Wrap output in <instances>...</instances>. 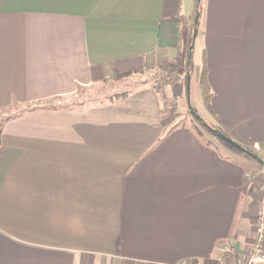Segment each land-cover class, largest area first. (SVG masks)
<instances>
[{"label": "crops", "instance_id": "obj_1", "mask_svg": "<svg viewBox=\"0 0 264 264\" xmlns=\"http://www.w3.org/2000/svg\"><path fill=\"white\" fill-rule=\"evenodd\" d=\"M190 43L216 119L264 159V0H0V110L25 104L0 121V264H220L229 243L248 251L262 164L172 126L185 65L118 99L42 103L184 64Z\"/></svg>", "mask_w": 264, "mask_h": 264}, {"label": "rangeland", "instance_id": "obj_2", "mask_svg": "<svg viewBox=\"0 0 264 264\" xmlns=\"http://www.w3.org/2000/svg\"><path fill=\"white\" fill-rule=\"evenodd\" d=\"M190 45L188 46V56L185 59V63H188V60L190 59ZM180 64L175 63L176 66L173 65L169 67H165L163 69H155V70H146L138 74L125 76V77H119L114 79H107L105 82L95 83L93 85H87V86H80L78 91L70 96L65 97H57L48 99L45 101H42L43 104H55V103H62L64 105L69 104H79L80 102H93V101H103L105 100L109 95L114 96L113 98H119L120 96L126 95L131 91H134L138 86L146 83L151 82L154 87L161 86L162 81H164V77L169 76V81H172L176 78H178L177 74H181V70L183 69V65H185L188 68V64ZM193 73H192V80H191V87H190V99L188 97L179 103H173L169 106L173 109L172 112L178 118L174 120V123L172 124L173 127L176 126H187L191 127L192 129H198L202 134H206V137L217 139L218 136L215 134L214 130L215 128L221 130L226 136H229V131L225 129L216 119L217 113L214 111L211 101L210 106H208V103L203 98V91L198 85V79L200 76V71L203 67V52L202 49L197 45L193 50ZM185 75L187 74L186 68L183 70ZM186 77V78H185ZM184 83L187 81V76L182 77ZM112 98V99H113ZM190 101V104L192 106V109L195 110L200 116L203 117V120H198L192 113L191 109L188 106V102ZM25 104H18L15 106H12L5 110H0V121L2 118L10 113L11 111L20 110L24 108ZM178 110V111H177ZM177 111V112H176ZM202 121V122H200ZM203 121H206L207 124H204ZM210 125V126H209ZM213 127V128H212ZM203 134V135H204ZM235 142L241 144L246 149L253 153H257V151L260 150V148H257V146H249L244 145L238 141L235 140ZM225 143V142H224ZM229 143V142H228ZM230 148L233 149L232 144H226ZM236 147H234L235 149ZM238 148H236L237 150ZM239 150V149H238ZM245 152V151H244ZM262 158V157H261ZM262 174L260 178L259 188H258V194H259V200L264 196V165H262ZM260 203V202H259Z\"/></svg>", "mask_w": 264, "mask_h": 264}, {"label": "built area", "instance_id": "obj_3", "mask_svg": "<svg viewBox=\"0 0 264 264\" xmlns=\"http://www.w3.org/2000/svg\"><path fill=\"white\" fill-rule=\"evenodd\" d=\"M218 260L220 264H264V196L260 199L254 239L248 251L241 253L235 243H229L222 247V254ZM167 264L194 263L190 259H180Z\"/></svg>", "mask_w": 264, "mask_h": 264}, {"label": "trees", "instance_id": "obj_4", "mask_svg": "<svg viewBox=\"0 0 264 264\" xmlns=\"http://www.w3.org/2000/svg\"><path fill=\"white\" fill-rule=\"evenodd\" d=\"M192 40H193V38H192ZM187 64H188V68L186 67V72L192 74V70H193V59H192V57L190 58V60L188 61ZM186 76H187V74H186ZM199 85L203 91L204 100L208 103V106H210L211 105L210 100H211V97L213 95V90H212V87H211L209 80H208L207 66H206L205 58H204L203 67L201 69L200 76H199ZM200 122H202V121H200ZM215 130L216 131H214V132L218 137L226 136V134H224L221 130H219L217 128H215Z\"/></svg>", "mask_w": 264, "mask_h": 264}, {"label": "water", "instance_id": "obj_5", "mask_svg": "<svg viewBox=\"0 0 264 264\" xmlns=\"http://www.w3.org/2000/svg\"><path fill=\"white\" fill-rule=\"evenodd\" d=\"M198 19H199V14L197 15V18L195 20V23H198ZM197 35V29L195 28L194 30V37H196ZM193 48V45H191V49ZM190 57H191V53H190ZM190 83H191V74L188 73L187 75V97L188 99H190ZM188 106L191 109V113L198 119V120H203V117L200 116L195 110L192 109V106L190 104V101L188 102ZM204 124H207L206 121H203ZM215 130V129H214ZM227 142H229L230 144H232L234 147L245 151L246 153L250 154L251 156H253L254 158L258 159L260 161V163L262 165H264V159L260 158L257 154H254L253 152L249 151L248 149H246L244 146H242L241 144L235 142L234 140H232L231 138H229L228 136H222Z\"/></svg>", "mask_w": 264, "mask_h": 264}, {"label": "bare ground", "instance_id": "obj_6", "mask_svg": "<svg viewBox=\"0 0 264 264\" xmlns=\"http://www.w3.org/2000/svg\"><path fill=\"white\" fill-rule=\"evenodd\" d=\"M188 75V74H187Z\"/></svg>", "mask_w": 264, "mask_h": 264}]
</instances>
